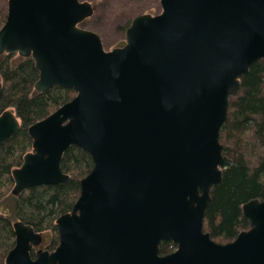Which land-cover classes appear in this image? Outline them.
<instances>
[{
	"label": "water",
	"instance_id": "1",
	"mask_svg": "<svg viewBox=\"0 0 264 264\" xmlns=\"http://www.w3.org/2000/svg\"><path fill=\"white\" fill-rule=\"evenodd\" d=\"M159 3L106 51L79 26L90 2L7 0L0 56L31 57L38 93L75 92L28 127L32 151L12 170L11 194L66 181L60 163L72 145L93 167L72 210L56 219V248L35 249L42 234L16 221L4 264H264V198L242 205L249 228L234 240L218 243L203 229L211 190L232 166L220 143L229 99L264 60V0ZM19 129L4 111L0 145ZM162 242L176 249L160 255Z\"/></svg>",
	"mask_w": 264,
	"mask_h": 264
},
{
	"label": "trees",
	"instance_id": "2",
	"mask_svg": "<svg viewBox=\"0 0 264 264\" xmlns=\"http://www.w3.org/2000/svg\"><path fill=\"white\" fill-rule=\"evenodd\" d=\"M157 1L152 0L149 7L139 14L149 11ZM6 13L7 2L3 1L0 4V28ZM13 57L0 56V115L10 110L20 122L19 131L0 145V264H4L15 244L13 224L16 221L43 235L51 233L52 240L47 249L53 251L56 248V219L72 210L80 193L79 181L93 167L90 155L72 145L63 153L60 163L62 171L69 176L66 181L33 187L18 197L11 194L14 184L12 170L20 167L24 155L32 151L28 127L75 96L74 90L60 87L44 93L36 92L34 84L39 71L33 59L18 56L15 62ZM220 143L223 154L232 160V166L222 172L221 182L211 190L203 229L214 241L223 244L249 228L241 213L242 205L252 199L264 198V60H258L249 67L241 79L240 91L230 97ZM7 200L11 205H6ZM175 249L174 243L162 242L159 253L166 255ZM31 255L33 257L34 252Z\"/></svg>",
	"mask_w": 264,
	"mask_h": 264
},
{
	"label": "rangeland",
	"instance_id": "3",
	"mask_svg": "<svg viewBox=\"0 0 264 264\" xmlns=\"http://www.w3.org/2000/svg\"><path fill=\"white\" fill-rule=\"evenodd\" d=\"M7 0H0V4ZM94 4L95 10L90 18L79 25L81 28L96 33L102 42L103 48L109 51L125 44V30L127 23L139 14L141 10L149 7L152 0H81ZM160 0L149 11L143 14L156 15L161 11ZM131 20V21H130ZM130 21V22H129ZM14 61H18V55H14ZM13 201V200H12ZM6 205H11L7 200ZM5 205V206H6ZM44 241L40 248L47 249L52 240L51 233H44ZM48 250V249H47ZM50 251V250H49Z\"/></svg>",
	"mask_w": 264,
	"mask_h": 264
}]
</instances>
